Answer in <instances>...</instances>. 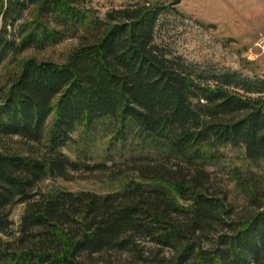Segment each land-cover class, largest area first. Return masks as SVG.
Here are the masks:
<instances>
[{
    "label": "trees",
    "instance_id": "obj_1",
    "mask_svg": "<svg viewBox=\"0 0 264 264\" xmlns=\"http://www.w3.org/2000/svg\"><path fill=\"white\" fill-rule=\"evenodd\" d=\"M180 2L0 0V264H264V167L229 158L264 164V75L159 43ZM76 175L121 185H45Z\"/></svg>",
    "mask_w": 264,
    "mask_h": 264
},
{
    "label": "rangeland",
    "instance_id": "obj_2",
    "mask_svg": "<svg viewBox=\"0 0 264 264\" xmlns=\"http://www.w3.org/2000/svg\"><path fill=\"white\" fill-rule=\"evenodd\" d=\"M144 1L154 0H92L91 8L95 17L103 20L110 10ZM176 9L178 15L171 13L161 18L157 32L159 43L167 45L190 63L213 62L238 71L244 61L250 62L257 74L264 75V0H181ZM76 44V40H68L39 57L61 61ZM103 150L105 144L100 142L84 147L86 161L91 157L108 165L119 161L121 153L110 152L105 156ZM229 158L231 167L243 171L258 172L264 167L263 163H248L236 153H229ZM215 174L222 178L225 176L219 169L215 170ZM45 185H55L72 192L105 194L118 189L121 184H100L91 176L76 175L71 182H47ZM229 188L233 190L232 185ZM21 212V207L12 211L15 222H18ZM122 260L127 258L123 256Z\"/></svg>",
    "mask_w": 264,
    "mask_h": 264
}]
</instances>
